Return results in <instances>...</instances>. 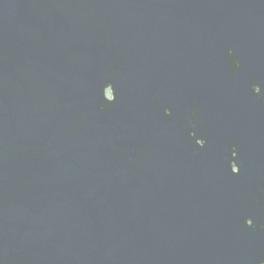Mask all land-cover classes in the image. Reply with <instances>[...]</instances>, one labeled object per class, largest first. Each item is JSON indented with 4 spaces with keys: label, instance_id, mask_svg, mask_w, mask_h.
I'll use <instances>...</instances> for the list:
<instances>
[{
    "label": "water",
    "instance_id": "obj_1",
    "mask_svg": "<svg viewBox=\"0 0 264 264\" xmlns=\"http://www.w3.org/2000/svg\"><path fill=\"white\" fill-rule=\"evenodd\" d=\"M0 264H264V0H0Z\"/></svg>",
    "mask_w": 264,
    "mask_h": 264
},
{
    "label": "snow or ice",
    "instance_id": "obj_2",
    "mask_svg": "<svg viewBox=\"0 0 264 264\" xmlns=\"http://www.w3.org/2000/svg\"><path fill=\"white\" fill-rule=\"evenodd\" d=\"M255 91H256L257 93H259V92L261 91V87H260L259 85H256V86H255ZM168 114H169V115L171 114V109H168ZM193 135H195V133H193ZM199 143H200L201 145H204V144L206 143V141H205V140H201ZM233 154L236 155L235 152H233ZM247 223H248L249 225H252V224H253V220H252V219H248V220H247Z\"/></svg>",
    "mask_w": 264,
    "mask_h": 264
},
{
    "label": "flooded vegetation",
    "instance_id": "obj_3",
    "mask_svg": "<svg viewBox=\"0 0 264 264\" xmlns=\"http://www.w3.org/2000/svg\"><path fill=\"white\" fill-rule=\"evenodd\" d=\"M199 141H201V139H200ZM233 168H234L235 170L238 169V167H237L235 164H234Z\"/></svg>",
    "mask_w": 264,
    "mask_h": 264
},
{
    "label": "rangeland",
    "instance_id": "obj_4",
    "mask_svg": "<svg viewBox=\"0 0 264 264\" xmlns=\"http://www.w3.org/2000/svg\"><path fill=\"white\" fill-rule=\"evenodd\" d=\"M107 94H108V95L111 94V90H110V89L107 90Z\"/></svg>",
    "mask_w": 264,
    "mask_h": 264
}]
</instances>
